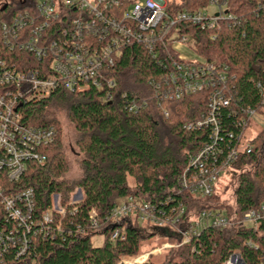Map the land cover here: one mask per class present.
<instances>
[{
    "label": "built area",
    "instance_id": "built-area-1",
    "mask_svg": "<svg viewBox=\"0 0 264 264\" xmlns=\"http://www.w3.org/2000/svg\"><path fill=\"white\" fill-rule=\"evenodd\" d=\"M168 5L166 0H35L2 24L4 49L31 58L22 62V69L2 56L0 48V264L33 258L38 240H71L92 233L102 236L109 229L112 242L124 241V229L135 224L166 242L172 239L174 244L167 242L160 249L121 257L115 264H147L169 249L190 245L209 227L220 231L240 227L263 239L264 201L238 215L232 169L241 156L251 154L252 141L259 133L248 138L247 131L260 123L263 113L239 106L231 93L234 77L228 66L199 56L185 33L189 27L213 31L222 22L235 27L240 21L229 12V0H208L206 7L192 12H169ZM255 15L264 20V1ZM135 45L158 62L161 73L147 81L151 97L132 102L129 111L138 112L150 101L164 107L204 94L206 108L201 118L186 121L183 127L187 132L208 130V140L180 174L176 204H171V198L158 206L128 196L102 217L91 210L85 225L74 229L72 223L65 222L78 213L81 191L73 193L67 204L60 195L54 196L50 207L40 212L34 189L18 186L29 164L47 162L46 149L57 137L54 126L25 124L21 108L59 90L75 93L99 89L111 102L116 87L111 70L123 50ZM30 60L38 64L32 66ZM257 88L263 93L261 84ZM262 106L264 110V99ZM225 111L232 121L230 128L223 120ZM225 175L233 189L229 200L217 195ZM214 196L219 198L218 204L195 211L197 201ZM245 246L254 251L261 248L251 240ZM224 264H264V250L254 263L234 252Z\"/></svg>",
    "mask_w": 264,
    "mask_h": 264
},
{
    "label": "trees",
    "instance_id": "trees-1",
    "mask_svg": "<svg viewBox=\"0 0 264 264\" xmlns=\"http://www.w3.org/2000/svg\"><path fill=\"white\" fill-rule=\"evenodd\" d=\"M263 1L229 0V12L240 21L238 26L222 22L213 31H201L197 27L185 30L199 56L228 66L234 77L231 93L239 106L257 108L260 113L264 111V91L261 93L257 84L264 90V20L256 19L255 13ZM34 2L0 0L2 56L9 62L18 63L22 69H25L22 62L31 57L4 49L1 27ZM207 5L208 0H178L169 2L168 11L192 12ZM30 61L32 66L38 64ZM159 73L161 69L156 60L141 46H131L123 50L111 70V77L116 81L111 102L106 100V92L99 89L75 93L59 90L21 108L25 124L54 126L57 130L55 142L46 149L47 162L29 164L18 184L23 189H34L40 212L50 207L54 196L60 195L63 204H67L78 190L83 194V201L78 205L75 217L65 222L72 223L74 229L77 225H85L91 210L102 217L128 196L158 206L168 198L172 199V205L177 203L178 178L209 135L205 129L187 132L183 125L201 118L206 108V95L190 96L164 107L150 101L138 112H130L132 102L151 97L147 81ZM60 110L67 114L77 133L78 164L82 174L74 180L67 176L69 165L62 145L63 130L57 117ZM227 112H224L223 120L231 126ZM232 169L237 183L234 207L241 215L264 201V130L252 141L251 154L241 156ZM219 201L217 196L197 201L195 211ZM261 229L263 239L240 227L230 231L209 227L190 245L169 250L162 264H224L234 252L254 263L264 250V226ZM124 232V241L112 242L109 229H106L101 233L104 241L97 247L92 244V239L100 236L97 233L78 235L71 240L67 237L38 240L33 258L16 264H115L121 257L139 254L143 244L156 235L138 224L126 227ZM249 240L259 243L261 248L258 251L249 249L245 246Z\"/></svg>",
    "mask_w": 264,
    "mask_h": 264
},
{
    "label": "rangeland",
    "instance_id": "rangeland-1",
    "mask_svg": "<svg viewBox=\"0 0 264 264\" xmlns=\"http://www.w3.org/2000/svg\"><path fill=\"white\" fill-rule=\"evenodd\" d=\"M132 1L133 2H144L146 0H132ZM166 1L167 2H172V1L177 2L178 0H166ZM214 13H215V11L212 10L211 14H214ZM191 45L189 46L190 48H191ZM57 117L59 119L60 125H61L62 130H63V144L62 145H63V150L65 153L66 160H67L68 165H69V173L67 176H68V178L74 180V179L79 178L82 174L81 170L79 168V164H78V159L80 157V153H79L78 147L76 146L77 133L75 131L74 126L71 124L69 118L67 117V114L64 111L60 110L59 112H57ZM259 121H260V123H255L247 131L248 138H253L262 129H264V112H263V114L259 115ZM230 182H231V179L228 175L223 176L220 180L222 190H221V192L219 191L217 195H219L220 197H223L226 200L231 199L233 196V189L229 185ZM78 192H79V190L76 191V193H78ZM103 241H104V236H96L92 239V244L96 247L101 246ZM167 242L172 244V245L174 244L173 241H171V240L167 241ZM167 242L165 241V239L160 238L159 236H156V237L154 236L151 238V240L146 241L143 244L140 253L143 254V253L150 252V251H153L156 249H160ZM169 250H171V249H169ZM168 251L163 252L162 255L152 257L148 262L149 263L151 262L154 264H162L165 260V254Z\"/></svg>",
    "mask_w": 264,
    "mask_h": 264
}]
</instances>
